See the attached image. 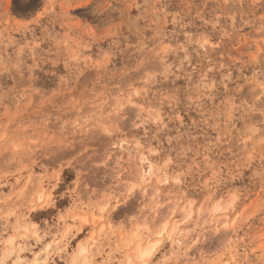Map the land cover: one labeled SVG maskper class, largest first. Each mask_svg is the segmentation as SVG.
I'll use <instances>...</instances> for the list:
<instances>
[{
  "label": "rangeland",
  "instance_id": "obj_1",
  "mask_svg": "<svg viewBox=\"0 0 264 264\" xmlns=\"http://www.w3.org/2000/svg\"><path fill=\"white\" fill-rule=\"evenodd\" d=\"M85 241L264 264V0H0V264Z\"/></svg>",
  "mask_w": 264,
  "mask_h": 264
},
{
  "label": "bare ground",
  "instance_id": "obj_2",
  "mask_svg": "<svg viewBox=\"0 0 264 264\" xmlns=\"http://www.w3.org/2000/svg\"><path fill=\"white\" fill-rule=\"evenodd\" d=\"M143 159V158H142ZM144 160V159H143ZM150 163H151V161H149ZM149 167V166H148ZM151 168H152V166H151ZM150 168V169H151ZM144 170H146V169H144ZM148 170V169H147ZM144 172V171H143ZM143 172L142 171H140V174L142 173V176H144V174H143ZM145 173V172H144ZM147 174V173H146ZM43 194H44V191H43V189H41L40 190V192H39V198H42V196H43ZM9 202V201H8ZM218 206V205H217ZM220 207V206H219ZM215 209H216V206H215ZM163 231V230H162ZM135 235H137V233H135ZM92 236V235H91ZM93 237H94V235L92 236V239H93ZM11 238V237H10ZM130 238H133V237H130ZM128 239L129 241H133V239ZM15 238H11L9 241H8V243L10 244V245H13L14 244V240ZM91 239V240H92ZM95 240V238L92 240L93 241V243L95 242L94 241ZM129 241H127V243H126V245H129L130 244V242ZM89 242V241H88ZM129 243V244H128ZM156 243H157V241L156 242H153V243H149V244H147V245H145V246H143L142 244H140V243H137V245H136V247H135V249H133V250H135V253H136V259L137 260H139V261H141V264H145L146 263V260H147V257H149V256H151V254H152V252H153V249H154V247H155V245H156ZM159 243V242H158ZM158 243H157V245H158ZM156 245V246H157ZM87 241H85V242H83V243H81L80 245H79V250H78V254L76 255V256H74L73 258H74V263H78V261H80L82 258H85V257H87L86 256V253H87ZM48 248V247H47ZM12 251H7L6 253H5V257L6 256H8V255H10V253H11ZM16 257V256H15ZM22 259V257L20 256V255H18L14 260H15V262H14V264H22L21 262H20V260ZM40 260H41V254H35V256L33 257V263H36V262H40ZM84 260V259H83ZM133 260H135V259H132V258H130L129 259V261H127L128 262V264H134V262H133ZM83 262V261H82ZM47 262H44L43 261V264H46ZM30 264V263H29ZM32 264V263H31ZM79 264V263H78ZM147 264V263H146Z\"/></svg>",
  "mask_w": 264,
  "mask_h": 264
}]
</instances>
